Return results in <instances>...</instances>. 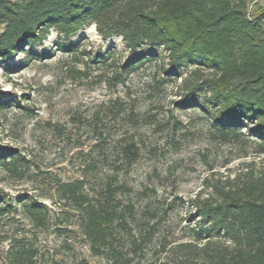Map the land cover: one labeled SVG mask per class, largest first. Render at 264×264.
<instances>
[{
    "label": "rangeland",
    "instance_id": "rangeland-1",
    "mask_svg": "<svg viewBox=\"0 0 264 264\" xmlns=\"http://www.w3.org/2000/svg\"><path fill=\"white\" fill-rule=\"evenodd\" d=\"M62 39L51 32L26 48L31 54L9 62L21 66L17 73L0 69L3 101L19 105L0 109V148L20 161L18 174L0 166V205L18 207L0 217V264L15 242L33 246L35 264H113L110 251L97 254L83 235L80 206L61 198L60 186L70 183H81L91 204L107 200L124 217L110 248L128 264H173L195 226L192 201L248 164L264 167V155L253 138L225 143L203 110L176 105L181 81L163 74V51L123 84L114 76L136 54L120 37L105 39L89 25L70 38L72 52L56 51ZM50 53L45 60L30 56ZM147 53L144 47L137 55ZM128 144L139 151L132 164L123 152ZM29 198L49 212L43 231L21 213Z\"/></svg>",
    "mask_w": 264,
    "mask_h": 264
},
{
    "label": "trees",
    "instance_id": "trees-1",
    "mask_svg": "<svg viewBox=\"0 0 264 264\" xmlns=\"http://www.w3.org/2000/svg\"><path fill=\"white\" fill-rule=\"evenodd\" d=\"M89 25L105 39L120 37L136 54L120 66L116 81L125 84L163 51V74L181 81L176 105L203 110L225 143L253 138L264 155V7L254 0H0V69L17 73L21 66L9 62L22 52L31 54L26 48L42 44L51 32L63 38L56 51L72 52L70 38ZM144 47L147 55H137ZM52 54L30 56L45 60ZM2 98L0 94V109L19 106ZM123 152L130 164L139 157L134 144ZM0 164L18 174L15 151L0 148ZM206 188L211 193L192 201L195 226L189 228V241L178 247L182 259L173 264H264V167L248 164ZM59 190L62 199L82 209L80 227L92 249L97 254L110 251L113 264L130 263L110 248L115 223L124 219L111 203L91 204L81 183L63 184ZM107 190L111 196V187ZM17 212L12 203L0 205V217ZM21 213L35 230L47 228L49 212L33 198L22 204ZM36 257L33 246L15 242L6 264H35Z\"/></svg>",
    "mask_w": 264,
    "mask_h": 264
},
{
    "label": "crops",
    "instance_id": "crops-1",
    "mask_svg": "<svg viewBox=\"0 0 264 264\" xmlns=\"http://www.w3.org/2000/svg\"><path fill=\"white\" fill-rule=\"evenodd\" d=\"M259 0H254L255 4H258L259 6L264 7V3H261Z\"/></svg>",
    "mask_w": 264,
    "mask_h": 264
}]
</instances>
